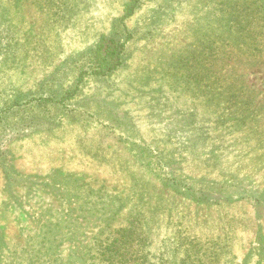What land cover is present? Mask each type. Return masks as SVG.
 <instances>
[{
	"label": "rangeland",
	"instance_id": "374dc122",
	"mask_svg": "<svg viewBox=\"0 0 264 264\" xmlns=\"http://www.w3.org/2000/svg\"><path fill=\"white\" fill-rule=\"evenodd\" d=\"M0 264H264V0H0Z\"/></svg>",
	"mask_w": 264,
	"mask_h": 264
},
{
	"label": "trees",
	"instance_id": "16d2710c",
	"mask_svg": "<svg viewBox=\"0 0 264 264\" xmlns=\"http://www.w3.org/2000/svg\"><path fill=\"white\" fill-rule=\"evenodd\" d=\"M119 61H120V60L117 58V59H116V61H115V65H114V66H115V68H116V66H118V64H119ZM114 66H113V67H114Z\"/></svg>",
	"mask_w": 264,
	"mask_h": 264
}]
</instances>
